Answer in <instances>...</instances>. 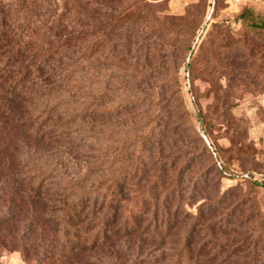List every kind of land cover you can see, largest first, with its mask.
<instances>
[{
	"label": "trees",
	"instance_id": "trees-1",
	"mask_svg": "<svg viewBox=\"0 0 264 264\" xmlns=\"http://www.w3.org/2000/svg\"><path fill=\"white\" fill-rule=\"evenodd\" d=\"M103 1L0 0V177L52 230L60 251L98 249L102 264H123L128 253L135 264L164 247L169 222L185 212L189 201L176 183L188 168L163 138L170 121L160 122L151 91L156 67L143 80L135 65L112 63L115 49L106 55L104 40L119 26ZM248 14L241 23L264 31ZM168 34L150 46L164 53ZM150 46L141 45L154 60ZM10 208L0 214V234L14 219Z\"/></svg>",
	"mask_w": 264,
	"mask_h": 264
},
{
	"label": "rangeland",
	"instance_id": "rangeland-1",
	"mask_svg": "<svg viewBox=\"0 0 264 264\" xmlns=\"http://www.w3.org/2000/svg\"><path fill=\"white\" fill-rule=\"evenodd\" d=\"M103 5L115 9L119 26L104 40L106 55L115 49L112 63L135 65L143 80L156 67L151 91L160 122L167 116L170 121L163 138L179 167L188 168L176 183L189 201L185 212L169 222L164 247L154 245L135 264H264V31L238 19L247 9L248 22L263 23L264 0H104ZM125 15L133 21L130 31ZM164 32L169 34L162 53L150 45ZM146 43L154 60L146 59L141 47ZM162 56L163 68H157ZM4 186L3 176L0 214L11 207L15 215L0 234V264H102L98 249L60 251L34 208ZM128 258L123 253L120 262L128 264Z\"/></svg>",
	"mask_w": 264,
	"mask_h": 264
}]
</instances>
